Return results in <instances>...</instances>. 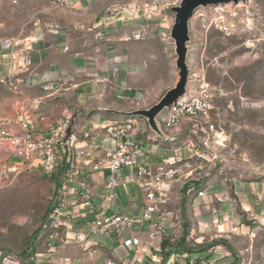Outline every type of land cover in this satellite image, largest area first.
Here are the masks:
<instances>
[{
    "label": "crops",
    "instance_id": "obj_1",
    "mask_svg": "<svg viewBox=\"0 0 264 264\" xmlns=\"http://www.w3.org/2000/svg\"><path fill=\"white\" fill-rule=\"evenodd\" d=\"M164 2L158 6V0H69L67 6L59 8L60 19L46 29L39 28L34 36L0 49V74L5 77L18 71L11 51H25L32 64L17 73V81L25 88V119L21 118L25 126L46 131L57 120L72 117L80 137L92 134L111 147L113 143L105 137L106 125L126 119L143 120V113L158 105L179 80L171 34L174 7ZM45 85L51 90L44 91ZM165 113L166 109L157 115L154 127L147 126L144 133L138 134L158 159L166 152L174 161L180 154L174 147L192 140H198L206 151L212 149L210 143L203 145L208 135L194 138L187 122L170 131L175 143L157 140L155 134L163 128L161 119ZM181 154L186 155L185 151ZM203 168L195 165L173 185V194L181 197L184 222L194 223L200 232L211 226L233 231L248 228L245 217L250 212L252 216L259 215L264 209V182L219 178L214 183L215 176L209 179ZM106 179L107 172L89 177L96 193ZM209 180L205 198L187 194L192 187L200 188ZM118 198L117 209L131 215L140 213L142 192L138 187L120 189ZM182 231L186 230L179 225L173 234L182 237ZM81 234L87 235L84 244L76 243ZM67 237L70 244L52 253L41 242L36 252L28 251L22 263L28 264V257L38 254V264H95L88 251L96 249L98 262L173 264L175 248L170 242L149 243L147 228L140 226L124 236L142 243L132 248L124 247L119 239L90 233L84 221H74ZM203 239L202 236L196 242L200 245ZM185 251L188 264L204 260L205 251ZM218 253L216 250L210 257L220 261Z\"/></svg>",
    "mask_w": 264,
    "mask_h": 264
},
{
    "label": "rangeland",
    "instance_id": "obj_2",
    "mask_svg": "<svg viewBox=\"0 0 264 264\" xmlns=\"http://www.w3.org/2000/svg\"><path fill=\"white\" fill-rule=\"evenodd\" d=\"M164 1L158 0V6ZM181 1L165 2L176 7ZM59 8L53 0H0V49L34 36L39 28L46 29L60 19ZM172 45L179 79L173 38ZM187 46V90L208 88L207 121L220 137L212 181L264 182V0L200 8L191 20ZM14 66L19 74L25 70ZM17 73L9 77L0 74V131H19L25 125L21 119L25 88L17 81ZM56 187L55 178L37 168L22 167L0 146V264L25 261L28 251L38 250ZM251 214L244 219L248 228L236 231L211 226L200 232L183 218L186 231L182 234L188 236L180 245L189 253L205 251L206 260L218 250L221 258L217 264H264V209L259 215ZM202 236L199 245L196 241ZM217 240L226 244L212 252L210 245Z\"/></svg>",
    "mask_w": 264,
    "mask_h": 264
},
{
    "label": "built area",
    "instance_id": "obj_3",
    "mask_svg": "<svg viewBox=\"0 0 264 264\" xmlns=\"http://www.w3.org/2000/svg\"><path fill=\"white\" fill-rule=\"evenodd\" d=\"M53 1L62 8L69 0ZM11 57L18 69L32 65L25 51H11ZM43 90L50 91L51 87L45 85ZM208 91L207 87H200L195 92L188 89L183 98L166 108L161 119L163 128L156 132L155 137L166 143H175L170 131L187 122L194 138L208 135L207 143L203 145L210 143L212 149L206 151L199 146L198 140H192L174 147L180 154L172 162L166 152L161 153V159H158L147 149L145 141L139 139V133H144L147 126L152 127L147 117L141 121L126 119L106 125L105 137L113 143L111 147L92 134L80 137L72 125V117L57 120L46 131L33 125H24L19 131H0V146L6 148L12 159L22 167L37 168L43 175L56 180L55 195L39 237L49 253L68 246L67 233L72 230L73 222L84 221L90 233L119 239L126 248L142 244L137 238L126 239L127 233L136 226L147 228L149 243L170 242L175 248L171 255L173 264H188L189 255L180 246L184 235L177 237L173 234L179 225H183L181 197L173 194V185L193 171L197 164L204 166L205 175L210 179L212 166H216L219 159L216 150L221 147L220 137L207 121L210 110ZM182 151L186 155L181 154ZM102 172H107V179L101 191L96 193L89 177ZM209 182L200 188L192 187L187 194L205 198ZM129 186H136L142 192V207L138 215L116 208L119 190ZM86 240V234L76 237L78 244H84ZM37 257L38 254L28 257V264H38ZM88 257L95 264H117L112 260L96 261V249L89 250ZM217 262L218 259L211 258L200 260L199 264ZM4 264L23 263L16 260Z\"/></svg>",
    "mask_w": 264,
    "mask_h": 264
},
{
    "label": "water",
    "instance_id": "obj_4",
    "mask_svg": "<svg viewBox=\"0 0 264 264\" xmlns=\"http://www.w3.org/2000/svg\"><path fill=\"white\" fill-rule=\"evenodd\" d=\"M248 0H182L180 5L173 8L175 22L172 28V38L175 40L178 54L179 81L167 95L150 111L143 113L144 117L150 119L154 127L157 115L166 108L176 104L187 93L190 78V70L187 64L188 46L190 41V23L196 12L202 7L221 4H240Z\"/></svg>",
    "mask_w": 264,
    "mask_h": 264
},
{
    "label": "trees",
    "instance_id": "obj_5",
    "mask_svg": "<svg viewBox=\"0 0 264 264\" xmlns=\"http://www.w3.org/2000/svg\"><path fill=\"white\" fill-rule=\"evenodd\" d=\"M182 240H183V241H186V236H184ZM220 244H226V242H225V241H222V240L214 241V242L210 245V248L217 247V246H219ZM180 246H182V245H180ZM182 247H183L185 250H187L184 246H182Z\"/></svg>",
    "mask_w": 264,
    "mask_h": 264
}]
</instances>
